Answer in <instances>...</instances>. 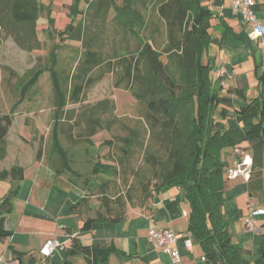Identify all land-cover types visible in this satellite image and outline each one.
I'll return each mask as SVG.
<instances>
[{
    "label": "trees",
    "instance_id": "1",
    "mask_svg": "<svg viewBox=\"0 0 264 264\" xmlns=\"http://www.w3.org/2000/svg\"><path fill=\"white\" fill-rule=\"evenodd\" d=\"M81 1L72 0L76 16L56 32L63 41L82 43L83 55L73 70L56 69L60 44L50 50L51 64L44 67L34 66L21 75L4 65L2 77L17 79L13 90L19 98L8 112L0 106V159H4L16 108L26 100L28 89L42 73L50 71L53 120L62 117V122L67 118L72 128L78 129L77 134L72 128L67 132L60 123L69 142L79 143L80 139L108 130V141L114 142L111 149L117 154L121 151L117 157L121 163L119 172L127 175L119 185L118 197L107 193L99 196L107 208L88 216L81 233L65 244L68 258L64 264H78L74 261L77 255L83 256L86 264H99L92 257L93 246L85 243L81 235L91 229L96 219L118 220L126 214L122 193L129 202L144 207L156 192L173 186L190 203L188 229L201 245L206 264H264V245L249 259L234 240L223 210L229 167L222 158L225 149L238 143L236 132L241 121L251 119L245 133L253 156L248 188L250 196L264 204V93L249 97L244 88L233 87L223 94L222 78L211 76L214 66L205 60V55L214 43L213 30L219 25L213 23V9L202 0H86L84 9L80 8ZM44 5L40 0H0V34L12 36L29 51L42 47L36 25ZM92 10V20L82 21L81 17ZM74 17L80 18L75 22ZM109 20L115 23L111 36ZM229 30L230 26H225L220 45L226 43ZM109 73L115 75L116 87L130 90L136 100L146 104L144 119L152 137L150 142L145 144L141 126L131 127L125 134H112L114 127H126L115 98L85 103L87 90ZM261 77L264 82V74ZM237 99L239 103L233 106ZM68 103L80 106L66 108ZM55 147L65 155L58 139ZM24 177L22 165L0 169V179L17 182L0 198V240L13 235L6 226L7 215L13 211L12 199ZM88 195L80 199L78 207ZM9 247L21 264L37 263L35 256L28 255L25 262L26 251Z\"/></svg>",
    "mask_w": 264,
    "mask_h": 264
},
{
    "label": "crops",
    "instance_id": "2",
    "mask_svg": "<svg viewBox=\"0 0 264 264\" xmlns=\"http://www.w3.org/2000/svg\"><path fill=\"white\" fill-rule=\"evenodd\" d=\"M202 1L213 9L215 13L213 23H219L213 30L214 43L205 55V60L215 69L226 64L236 70V75L228 79V85H224L223 92L239 87L244 88L249 97L264 93V82L261 79L264 74L263 40L254 34L253 27L248 21L233 11V0ZM255 10L260 21L264 23V0H256ZM79 18H76L75 22ZM83 19L82 16L81 20ZM221 22H226V25ZM225 26H230L228 38L226 43L220 45ZM252 87L255 91L258 90L256 95H251ZM238 103L237 100L233 101V106ZM233 106L230 107L231 112ZM41 107L39 104L35 109L38 111ZM250 123L251 119L241 121L240 129L236 132L238 143L222 152V158L227 162L228 167H237L241 160H246L249 164L253 162L252 153L247 148L249 141L245 138ZM12 126L8 133V154L4 159H0V169L19 164L25 168V177L21 181L18 194L12 199L13 211L7 215L6 226L13 231V235L0 240V264H21L19 259L13 257L9 245L27 252L25 262L28 260V255H33L37 259L35 264H64L68 258L65 244L69 243L73 235L81 233L80 228L88 216L95 215L99 209L107 208L105 205L102 206L99 196L107 193L118 197L122 180L127 175L119 172L121 163L117 157L121 151L117 154L111 149V144L109 150L103 153L102 144H98L94 139L95 136L83 139L79 143L86 145L85 152H88L91 146L99 148V152L92 154L91 164L84 159L81 161L82 167L89 165L87 174L81 172L79 162L76 160V164L73 152H70V148L67 149L65 143L61 141V135H57V139L65 155L55 146L52 147L54 135L50 138V144L48 137L44 136L43 146L38 145L32 149L25 144L34 143L35 140L29 141L28 137L21 133V140L12 144L10 138ZM52 134H55V131ZM109 137L108 132L107 141ZM38 140H41V137L36 141ZM12 154H14L12 158L14 162L10 166L4 164L5 161H10ZM5 181H9V186L4 185L0 188V198L17 185V182L9 179ZM248 182L249 177L244 174L229 179L223 210L225 217L231 223L234 240L239 244L243 254L252 259L264 245V215L258 220L260 230L257 234L247 230L244 217L248 212L249 203L254 200L249 194ZM111 190L114 193H110ZM87 194H89L87 199L78 207L80 199ZM120 196L126 201L124 208L126 214L118 220L96 219L92 222L91 229L81 235L85 243L93 246L92 257L95 262L175 264L171 254L149 238L152 230L172 228L182 235L172 244L181 252V264H206L201 245L188 229L190 203L180 195L178 187L173 186L156 192L153 199L146 204L147 207L134 205L125 199L123 193ZM110 203L118 205L111 201ZM49 239H57L60 244L51 255L44 256L41 248ZM187 239H191V245L186 244ZM74 261L78 264H86L81 255H77Z\"/></svg>",
    "mask_w": 264,
    "mask_h": 264
},
{
    "label": "rangeland",
    "instance_id": "3",
    "mask_svg": "<svg viewBox=\"0 0 264 264\" xmlns=\"http://www.w3.org/2000/svg\"><path fill=\"white\" fill-rule=\"evenodd\" d=\"M40 1L45 5L40 17L38 18L36 28L42 47L36 48L33 51H29L19 46L12 36H7L3 33L0 34V99L2 101V105L0 106L2 107L3 112L10 111L14 103L19 98V93L14 94L13 90L17 85V79L2 77L5 73L4 65H11L12 68H14L21 75L34 66L44 67L49 65L51 64V57L49 56V53L55 44H60L59 51L57 52V64L55 65L59 72H61L63 69L73 70L74 65H76L83 55L84 49L79 40L66 39L63 41V39L57 37L56 33L60 28H64L69 22H72L73 16H76L75 8L71 6L72 0ZM86 3V0H82L80 2V8L84 9ZM94 11L95 10H92L90 14H85L84 19L86 22L88 20L91 21L95 16ZM79 14L81 15L82 13H78V15ZM51 24H53V26ZM108 30L110 36L115 31V23L111 20L108 21ZM132 47L134 46H131V48ZM114 76L115 75L113 73H109L103 80L90 87L85 95V103L89 104L96 102L105 97L115 98L117 102V112L119 116L123 118V122L126 120L124 122L126 127H114L112 134H125L129 128H139V126H141L144 127L143 132L145 135V144L150 142L152 137L149 134V129H147L148 125L144 119L147 112L146 104L136 100L130 90L124 89V87H116ZM211 76L213 79L218 77L217 69H215V67L212 70ZM257 91V89L255 91L253 88L251 90V95H256ZM53 94L54 88L50 77V71H44L37 83L28 89L26 100L19 104L16 108V113L14 114L15 121L10 134L11 143L15 144L16 141L19 142L21 140V133L28 137L29 141L35 140L34 143L25 144L28 148L32 149V147H38V145L43 146L45 138L44 136L48 137V144H50V138L52 135H54L56 138H53L54 144H51L53 147L55 146L58 137L57 135H61V141L65 143L64 145L68 147L67 149L70 148V152H73L76 164L77 161L79 162V169L81 172L87 173L89 170V165H84L82 167L81 161L84 159L87 160L89 164H91L90 160L93 159L92 154L99 152V148L97 146H91L88 152H85L84 149L86 145L81 143L71 144L69 142L67 133L63 132V130L61 131V127H59V125L60 123H63V126H65L64 129L69 132V130L72 128V121L64 118V120L61 122L62 117L58 118L57 121H53ZM223 94H228V91ZM258 95H262V93ZM237 101H239V99H237ZM39 104L42 107L37 111L35 108ZM77 106L79 107L80 105L68 103L66 108H73ZM50 108L52 109L50 110ZM35 121H37V123H35ZM77 130L78 129L72 128L71 131H74V134H77ZM54 131L55 134H52ZM40 134H42V136H40ZM93 136H95L94 139L98 141L99 145L102 144L101 148H103V153H106L109 150L110 145L114 143L113 141L106 140V137L108 136V130H101ZM39 137H41V140L36 141ZM80 140L83 141L82 139ZM14 152L16 154L15 150ZM13 157L14 154H12L10 161L7 160L4 164L10 166L11 163L14 162V159H12ZM77 178L79 179V177ZM8 182L0 179V188H2L4 185L9 186ZM99 183H101V180H99Z\"/></svg>",
    "mask_w": 264,
    "mask_h": 264
},
{
    "label": "built area",
    "instance_id": "4",
    "mask_svg": "<svg viewBox=\"0 0 264 264\" xmlns=\"http://www.w3.org/2000/svg\"><path fill=\"white\" fill-rule=\"evenodd\" d=\"M256 0H233V11L240 15L245 21H248L252 27L254 34L260 37L264 42V23L260 21L255 10ZM218 77L222 78V84L228 85V79L236 75L235 68H229L226 64H223L217 68ZM252 163H247L246 160H241L237 167H229L226 171L228 179L238 177L240 174H244L250 177ZM264 215V206L257 201L252 200L249 203L248 212L244 217V223L248 231L257 234L260 230L258 226V220ZM182 235L180 232L172 228H160L152 230L149 234L151 240H155L163 250L171 254L175 264L182 263V255L177 246L172 244L180 238ZM60 244L59 240L49 239L45 245L41 248V253L44 256H49L53 253L54 249ZM187 245H191V239L186 240Z\"/></svg>",
    "mask_w": 264,
    "mask_h": 264
}]
</instances>
